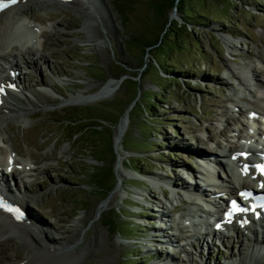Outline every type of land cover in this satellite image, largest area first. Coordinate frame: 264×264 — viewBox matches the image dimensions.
<instances>
[{"label":"rangeland","instance_id":"1","mask_svg":"<svg viewBox=\"0 0 264 264\" xmlns=\"http://www.w3.org/2000/svg\"><path fill=\"white\" fill-rule=\"evenodd\" d=\"M73 1L36 2L25 10L46 35L29 41L45 61L34 66L29 57H18L17 73L31 91L24 93L46 107L0 119V161L11 150L20 170L35 166L23 192L25 208L45 232L39 237L55 241L63 258L73 256L71 264H153L166 258L165 249L178 260L183 253L159 239L146 251L150 233L158 232L157 201L168 215L161 231L176 241L188 233L182 227L184 213L209 206L180 203V196L163 199L157 186L195 180L207 189L183 170L198 169L190 150L222 163L229 148L241 149L243 138L264 136V0H189L192 12L203 10L207 17L186 30L172 25L157 47L147 45L164 33L167 19L183 22L169 0L161 15L155 6L163 0H97L98 6L85 0L89 8ZM8 65L0 61V69ZM174 66L185 70L178 73ZM43 82L54 88L45 90ZM109 82L118 84L108 96L95 97ZM77 93L85 97L69 99ZM148 101L157 102L159 121L144 112ZM156 122L157 128L151 127ZM254 142L249 145L257 147ZM135 172L159 179L149 185L134 178ZM13 177L19 182L22 174ZM173 202L179 205L175 209ZM240 237L234 240L233 234L226 249H212L210 259L222 261L248 248L252 238ZM14 240L16 252L0 245L1 257L24 256L25 242ZM247 256L232 264H247ZM204 258L205 264L212 262ZM5 260L0 264H10Z\"/></svg>","mask_w":264,"mask_h":264},{"label":"bare ground","instance_id":"2","mask_svg":"<svg viewBox=\"0 0 264 264\" xmlns=\"http://www.w3.org/2000/svg\"><path fill=\"white\" fill-rule=\"evenodd\" d=\"M49 1L54 2V0H18V2L15 5H11L4 11L0 12V61L5 60V62L7 61V63L9 64L7 67L8 69H6L5 67L0 69V85H1L0 88H3V91H0V119L7 116L8 114H12V113L27 114L28 112L30 113L31 109L46 107L44 103H41L40 101L35 102L32 99H30L27 94L24 93V92L30 93L31 91L27 88V86H25L24 81L20 76V73H17V67L19 66V64H17L16 58L20 57L23 59L25 58V56H27L30 59H32L31 63L34 66H35V61H39V60L45 61L43 59V54L37 55L36 49H34V46L29 43V41L31 40V36L32 35L36 36L37 34L32 33L31 31L32 28L29 22L30 19H34V18L26 14L25 10L29 8L31 4H36V2L37 4H39ZM92 1L94 2L93 3L94 5L97 6L99 5L97 0H92ZM71 4L78 6V8L88 7L86 5L85 0H77V1L75 0L71 2ZM35 21H39V20L36 19ZM38 33H40V36H38L40 39L42 37H46L43 31L40 30ZM44 44L45 43L42 42L39 43V47L41 50H43ZM42 84L50 88H54L52 84L44 83V82ZM117 84L118 83H112V82L107 83L106 86L98 94L95 95V97L102 98L108 96L112 88ZM4 88L10 89V91L8 90L6 91ZM15 90L21 95H18V93H16ZM83 97H85L84 94L77 93L75 95H70L69 99L72 98L80 99ZM23 99L26 100V103L20 102V100ZM66 100H68V98L64 99V101ZM48 104L49 103H47V105ZM124 117L127 118V113L124 115ZM260 133L261 134L259 136L263 141L264 140L263 132ZM260 145L262 147L264 146L261 143ZM258 150H259L258 148H251V147H247V149H245L244 146H241V149L229 148L227 159L229 160V162L231 161V163L235 165L234 166L235 169H237L238 167L241 168V170L237 169L236 174L232 172L231 168H229L228 165H226L227 168L225 169V164L221 163V160L216 159L215 157H211L203 152H199L201 150H194V151L188 150L191 153L189 154L192 157L208 160L205 161V163L202 165L199 164L198 170L196 172L197 175L202 176L203 179L202 181L209 187H207V189L204 188V190L200 191L198 189L201 185L199 184L197 185L198 182L195 183L197 188H193L195 190L187 189V184H189V182L182 183L181 185H178L177 183L175 184L173 182L172 184L167 183L169 186L172 187L170 198L173 199L178 198L179 200V196H180L182 197V200H179L180 203H182V201L184 200L186 202L195 203L194 201L200 199L198 196L203 194L207 195L208 198L213 197L215 200L217 196L219 197V199H223V197H225L224 195L219 196L217 194H213V195L211 194L212 192L214 193V191L217 190H222L221 191L222 193L230 194V195H234L235 192H237L240 188L252 190L257 185L256 182H253L248 178L250 175H254L257 177L258 173L257 171L253 170L252 168L253 164L250 162V160H248V158L250 156L257 157ZM9 151L11 152V150H8V152ZM8 157H11V153L10 156L6 153V155L0 161V165L3 166L4 169L7 170L8 172H11L8 174L2 172V176L0 175V195H3L5 199L9 200L14 205L20 206L23 209V218L17 219V217L13 213L0 209V245L5 244L6 248L11 247L13 252H16L17 248H16V242L14 240V236H15V237H19L22 243L25 242V244L24 243L23 244L25 245L24 248H26L25 249L26 251L23 253L24 256L19 259H17L16 256L15 258H11V255L9 256V254L5 253L3 257L0 256V261L6 259L7 262H9L10 264H71V262H73V258H74L73 256H72L73 258L72 257H69L68 259L63 258L61 256V252L58 250L59 247H56L57 244L55 243V241L49 239H43L39 237V233H45V232H43L41 225L36 222L38 221L36 217L35 219H33V217L31 216L32 214L29 212V210L25 208L27 207V201L24 197L23 192L25 191L26 183L31 177H33L31 175V172H34L36 170L35 166L23 168L20 165L22 167L20 170V168L15 166L17 163H15L13 159L9 160ZM120 165L121 167H123L122 163H120ZM217 167H219L222 170L223 173L221 175H219ZM183 170L190 177L193 176L187 168H183ZM17 171L19 172V174H22L21 181L18 182L16 180L17 182H13V179L15 180L13 174L15 176V173ZM3 175H5L7 179H9V175H11L12 181L5 182L6 179L3 178L4 177ZM24 177L27 179V181H25ZM233 178L235 179L237 186L234 184ZM157 179L159 178L151 177L149 178L150 180L149 182L154 184ZM157 187L159 191L160 189L162 190V188L159 187V184ZM211 188L213 189V191L209 192V189ZM15 190L17 191L15 192ZM179 190L186 192L187 194H191L192 196L186 195V197L188 196L191 198H189V200H186L183 195L178 193ZM160 193L162 194V196H165V192L163 190L160 191ZM157 203H158L157 205L158 210L155 211V215H157L158 218L162 220V221H158V224L162 227L163 225H165L166 223L165 218H167L168 215L167 212L165 211V207L160 202V200L157 201ZM226 204L227 203H225V205ZM203 205L207 206V204L205 203ZM199 209H200L199 212L189 210L187 213H184V215L187 214L186 218L188 217L190 218L191 216H195V214L198 213H206V214L209 213L202 206L199 207ZM203 219H205L203 220V222L205 223L206 218ZM35 223H37L38 226ZM223 223L228 224L229 222L226 220ZM198 226L200 227L198 228ZM198 226L194 228V226H192L191 224L190 228L188 227L189 228V230L187 231L188 233L184 235V241L186 245H188L189 247V251L188 250L185 251L184 257L182 258L180 257L178 260H175L176 253H173L168 249L167 251L169 253L167 252L168 254L166 258L158 259V260L154 259L152 260L154 262L153 264H205L204 254L205 257H207L208 261H212L209 262V264H232L233 261L237 259L236 257L246 256L247 254H248L247 257L249 259L247 264H253V263L264 264V260L262 259L264 258V232H261V234L259 232H255V237H252V239L250 240L252 243L248 246V248L240 247L237 250L238 252L236 253L237 256L236 254L230 253L229 256L231 259L225 258L222 261L220 260L213 261L211 260L212 258L210 259L209 257L212 252V249L214 248L217 249V247L226 249V242L232 239V236L222 237L221 235L220 236L218 235L219 236L218 244H214L212 241L211 242L208 241L209 239L207 237H209L210 234L207 235L206 237L204 236L205 234L201 232L202 229H204V227H201L200 223L198 224ZM203 226H205L206 228V224H204ZM162 231H158L157 233H150L149 240L157 241L159 239L160 242H162L163 244L167 242L172 243L176 241L175 237H173V234L165 235L164 233H162ZM208 231L206 232L207 233L211 232L210 230ZM234 231H236L234 233L235 236L234 240H238L242 238L240 237L241 230L234 229ZM199 234L203 235L201 236L202 239H199V237L194 236ZM170 236H172L173 238ZM198 248L200 249L198 250ZM216 259L218 258L216 257ZM252 260H254V262ZM251 261L253 263H251Z\"/></svg>","mask_w":264,"mask_h":264},{"label":"trees","instance_id":"3","mask_svg":"<svg viewBox=\"0 0 264 264\" xmlns=\"http://www.w3.org/2000/svg\"><path fill=\"white\" fill-rule=\"evenodd\" d=\"M165 1L166 0H163L162 3H160L157 6H155V10L158 12L159 15L162 14L163 4H164ZM169 1H170L171 7L175 6V7L179 8L180 14H181V18H182L183 22L182 23H178V22H174L173 23L172 21L167 19V21L164 24L163 29H162V31H164V33L163 34L160 33L158 38H157V40L154 43H151V44L147 45L148 47L160 46L162 44V40H163L164 34L168 33L169 31H171L173 27H175V28L176 27H180V28H183L184 30H186V28H187L186 26H188V24L193 26V25L197 24L196 22H201V20H199V17L200 18L201 17L202 18H206L207 17V12H205L203 10L202 11L197 10L195 13L192 12L191 11V7L189 5V0H169ZM203 2H205V1L203 0ZM151 7L154 8L153 5ZM172 25H173V27H172ZM171 34H172V37L174 38L175 37V33H171ZM174 68L176 69L175 71L178 72V73H181V72H183V70H185L184 67H182V66H174ZM155 95L160 96V93L159 92H155ZM148 104L149 105L147 106V109L144 108V112L146 113V115L148 117L152 116L151 119L159 121V119L156 117V115H154V108H156L157 102L148 101ZM162 108H163V106H162ZM150 114H153V115H150ZM130 118L133 120V119L136 118V116H131L130 115ZM78 119L79 120H83V119H85V117H79ZM76 121L75 120H71V122H76ZM68 122H70V121H68ZM158 124L159 123H157V122L153 123V126H151V127L157 128L156 126H158ZM87 128H88V126H85L83 129H80L77 132H75V134L82 133ZM147 130L150 131V129H147ZM149 148L150 147H148V149ZM127 151L133 152L132 150H128V149H127ZM105 191L107 192L108 190H105Z\"/></svg>","mask_w":264,"mask_h":264},{"label":"snow or ice","instance_id":"4","mask_svg":"<svg viewBox=\"0 0 264 264\" xmlns=\"http://www.w3.org/2000/svg\"><path fill=\"white\" fill-rule=\"evenodd\" d=\"M17 3V0H0V12L4 11L5 9H7L8 7H10L11 5H15ZM0 91H3V88H0ZM259 168L261 174H264V165H258L256 166ZM261 187H264V184L261 185ZM242 196L244 195H248L246 193H241ZM233 211H246V209L243 208H239L235 202H233L232 205ZM0 209H3L5 211L11 212V213H15L17 219H19L21 217V213L20 210L18 208H14L12 207L9 203H7V201L5 200V198L0 195ZM233 212H228L227 215L228 216H232Z\"/></svg>","mask_w":264,"mask_h":264},{"label":"water","instance_id":"5","mask_svg":"<svg viewBox=\"0 0 264 264\" xmlns=\"http://www.w3.org/2000/svg\"><path fill=\"white\" fill-rule=\"evenodd\" d=\"M128 110H129V109H127V110L125 111L124 115L127 113ZM115 143H116V140H115Z\"/></svg>","mask_w":264,"mask_h":264}]
</instances>
